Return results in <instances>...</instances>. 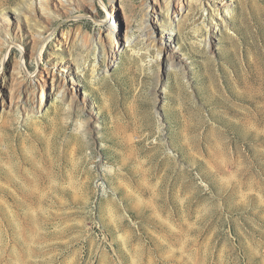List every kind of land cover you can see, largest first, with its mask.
I'll use <instances>...</instances> for the list:
<instances>
[{
    "label": "rangeland",
    "instance_id": "rangeland-1",
    "mask_svg": "<svg viewBox=\"0 0 264 264\" xmlns=\"http://www.w3.org/2000/svg\"><path fill=\"white\" fill-rule=\"evenodd\" d=\"M163 1L53 11L40 59L29 0H0V264H264V0L192 2L153 46L140 20ZM112 4L133 24L114 58Z\"/></svg>",
    "mask_w": 264,
    "mask_h": 264
},
{
    "label": "bare ground",
    "instance_id": "bare-ground-1",
    "mask_svg": "<svg viewBox=\"0 0 264 264\" xmlns=\"http://www.w3.org/2000/svg\"><path fill=\"white\" fill-rule=\"evenodd\" d=\"M59 1L62 4L61 5L62 9L65 12H67V14L72 12L75 9V7L77 8L78 5L80 4V0H59ZM81 1L87 4L91 8L92 12H94L95 9L97 8L96 0H81ZM112 1L115 2L117 0H112ZM192 2L198 3L203 8L204 11L208 10V8H204V5L206 3L204 0H171V1L164 0L163 2H158L157 4L160 10L154 9V11H152L153 13L150 14L149 12L151 10L150 9L151 5H149L148 2H146L143 8L144 12L142 14L140 23L149 33L148 34L150 40L149 43H151L153 46H156L158 44H160L161 46V44L163 45L165 39H169L170 41H173V36L170 33L171 32L170 28H172V25H174V23L178 21V18L184 14L188 4ZM27 4L29 6V10L31 11L30 15H32L33 18L36 19V22L33 21V23L37 25V28L33 32V38H34L33 49L35 52H38L39 57L41 59L45 48V38H46L45 32L49 29L46 28L47 23L53 19L52 17L53 11H56L55 13L61 17L62 9L60 10V8L58 7V5L54 0H29ZM223 4L224 1H220V3L214 1L211 4L212 11L210 12L209 10V13H211L213 19H215L216 16L218 17L220 16L219 9L223 7L222 6ZM115 5L118 4H112L111 9L110 10L108 9V13L110 16L113 17L117 16L116 23L114 24L109 20H105L104 21L105 28L104 29L101 28L96 33V37L99 46H101L102 53L105 54L106 52H108L111 58H114L121 50V48L126 45V43L132 42V35H131L132 26H133L132 19L125 13L124 18H125L126 26L122 27L121 20L119 18L120 16H118L117 12L114 10ZM218 6H220L219 9L217 8ZM38 7L40 8V10ZM13 8L15 10V14L24 13L26 15V13L22 10L20 6H14ZM226 11H228V9ZM92 17L95 18V15H92ZM6 20H7L6 14L2 13V18L0 19V21H2L4 30L7 32L8 35H10L11 25ZM37 21H39L40 24L41 25L43 24L44 26H39L38 25L39 22ZM224 23L225 21L224 22L218 21L217 23H215V25L205 24V26L208 29L210 28L212 30H217L219 29L220 25ZM155 30H157V32H155ZM70 39L71 36L66 35L60 41L67 44L70 41ZM171 59L173 62V58ZM25 63H26L25 58L23 57V62L21 61L19 65L21 66V69L23 67L25 68ZM20 72L21 70L20 71L18 70L16 73L19 74ZM44 72H46L47 74H45ZM49 74L50 72L48 70H45L41 72L39 71L37 76L40 78H44L45 75H49ZM50 76L52 83L51 85L54 87V89L59 91V93H62V95H66L67 97H69L72 104H77L75 103L76 96L74 94V91L71 88L70 90L65 82L58 83L55 74H52ZM22 83L24 82L19 81V83L15 86V89L12 90L13 98H15L22 90ZM34 86H35V92H34L35 105L39 108H42L45 105L47 99L49 98V90L46 84L40 82V79L38 78L37 80L35 79ZM1 98L2 97L0 94V104L5 105L6 103L3 100H1Z\"/></svg>",
    "mask_w": 264,
    "mask_h": 264
}]
</instances>
